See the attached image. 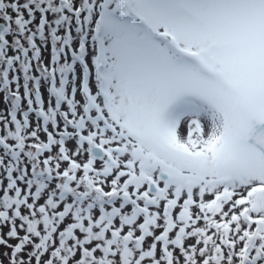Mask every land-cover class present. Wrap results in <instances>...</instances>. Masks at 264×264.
Here are the masks:
<instances>
[{
	"label": "snow or ice",
	"instance_id": "obj_1",
	"mask_svg": "<svg viewBox=\"0 0 264 264\" xmlns=\"http://www.w3.org/2000/svg\"><path fill=\"white\" fill-rule=\"evenodd\" d=\"M9 8L20 5L0 0V17ZM73 11L79 42L51 27V67L44 30L60 21L28 30L25 71L54 74L71 49L84 104L49 131L41 102L47 139L31 132L26 154L45 179L0 156V264H264V0H80Z\"/></svg>",
	"mask_w": 264,
	"mask_h": 264
},
{
	"label": "rangeland",
	"instance_id": "obj_2",
	"mask_svg": "<svg viewBox=\"0 0 264 264\" xmlns=\"http://www.w3.org/2000/svg\"><path fill=\"white\" fill-rule=\"evenodd\" d=\"M30 5L26 0H17L20 5L19 13L12 8L7 9L8 16L0 17L7 25V32L2 35L0 40V156H4L6 162H11L13 166L19 161V168L23 169L24 165L29 166V175L34 181L45 179L40 173H31V162L34 159L26 153L28 151L27 144L34 141L30 138V133L37 131V135L43 139H47L45 128V116L41 114L40 107L43 103V110L46 113L52 114L53 119L47 121L49 131L53 130V123L63 128L68 121L64 118V113L72 115L73 108L83 111L84 97L80 90L82 68L80 61L69 48H65L60 53V59L56 63V71L54 74L40 75L36 71L35 66L31 67L27 72L24 65L21 63L23 58V50L29 46L28 36L31 35L29 29L34 32L43 16H47L50 21L59 20V25L52 24L45 26V36L47 37L46 47L41 48L42 59L45 64L52 66V45L51 27L58 28V35H64L66 31H71L73 37V47L78 44L79 36L81 35L78 21L75 17L78 16L73 9L79 6L80 0H70V3H65L64 0H55L59 7L58 11H53L46 6V3H41V0H30ZM65 5H61V2ZM27 4V7L24 5ZM40 5L37 7V5ZM20 13L23 14L22 19ZM82 15V14H80ZM28 21L27 24H24ZM23 25V27H22ZM37 43H40L39 37L35 38ZM11 60V64L9 61ZM63 69V70H61ZM5 72L7 73L5 75ZM39 76V97L37 100L36 92L34 91L35 81L31 78ZM66 81V82H64ZM53 85L57 89L63 87L64 95L61 96L51 89ZM73 88H76L73 94ZM7 93H14L11 100L7 99ZM18 93V95H17ZM29 96L31 103H29ZM73 100V104L69 105L68 101ZM27 114V117H25ZM74 130V126L72 127ZM25 138V145L20 147V138ZM74 143V141H69ZM19 173L13 171L12 175L16 176ZM5 178L3 183L8 184L9 178L6 173H0ZM0 194H3L0 192ZM0 251H5L0 249Z\"/></svg>",
	"mask_w": 264,
	"mask_h": 264
},
{
	"label": "flooded vegetation",
	"instance_id": "obj_3",
	"mask_svg": "<svg viewBox=\"0 0 264 264\" xmlns=\"http://www.w3.org/2000/svg\"><path fill=\"white\" fill-rule=\"evenodd\" d=\"M32 1H30V0H26V3L27 4H30ZM65 5V4H64ZM78 19H79V16H76L75 17V21L77 22L78 21ZM80 29V28H79Z\"/></svg>",
	"mask_w": 264,
	"mask_h": 264
},
{
	"label": "water",
	"instance_id": "obj_4",
	"mask_svg": "<svg viewBox=\"0 0 264 264\" xmlns=\"http://www.w3.org/2000/svg\"><path fill=\"white\" fill-rule=\"evenodd\" d=\"M3 25L2 23L0 22V30L2 29ZM9 98L11 97V94H8Z\"/></svg>",
	"mask_w": 264,
	"mask_h": 264
}]
</instances>
